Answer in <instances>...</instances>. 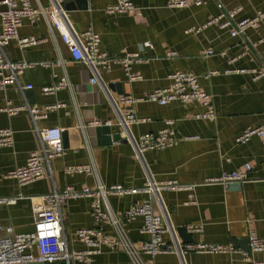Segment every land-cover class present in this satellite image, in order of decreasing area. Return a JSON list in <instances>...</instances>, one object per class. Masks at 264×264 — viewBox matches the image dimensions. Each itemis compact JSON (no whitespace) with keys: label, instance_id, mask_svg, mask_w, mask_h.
I'll return each mask as SVG.
<instances>
[{"label":"crops","instance_id":"crops-1","mask_svg":"<svg viewBox=\"0 0 264 264\" xmlns=\"http://www.w3.org/2000/svg\"><path fill=\"white\" fill-rule=\"evenodd\" d=\"M50 8L49 0H30ZM134 8L124 13L108 14L104 8L115 0H70L74 6L66 10L67 16L77 31L92 28L99 34V48L112 56H120L122 49L139 51L146 59L134 62L130 71L140 79L130 81L120 63H113L109 71L99 69L100 81L91 83L92 73L87 66L74 62L60 36L51 35L44 19L30 24L24 20L18 28L19 36L33 35L41 41L23 50L15 40L6 46L8 57L13 61L35 63L26 68L21 76L23 84L31 89L20 90L8 85L0 90V107L10 102L13 105L28 103L45 106L62 105L49 110L47 117L40 119V127L58 126L66 133L64 154L50 162V174L32 183L19 186L15 179L5 174L25 163L29 153L40 147V140L32 120L26 111L8 115L0 111V128L13 130L11 147H0V199L14 198L11 203L0 202V235L11 227L15 233L31 232L34 229L33 204L38 195L53 190L63 191L67 186L76 190L83 187L95 189L97 182L109 186L121 184L138 187L145 182L146 174L142 161L132 157L131 144L121 135L117 141L102 144L96 137V126L111 121V132L120 133L116 113L106 97L102 85H106L123 110L126 104L119 102L121 95L139 97L147 91L164 87L173 71H192L199 77L202 89L211 95L215 112L214 120L197 119L194 114L203 111L199 103L170 102L159 105L149 101L133 104L135 114L148 120L131 125L133 135L155 133L171 126L180 140L172 147L146 150L142 160L157 181L175 179L192 189L160 192V199L167 213L164 218L177 234V227L201 225L200 232L191 231L194 243H233L239 252L200 253L187 251L183 255L159 253L154 257L141 254L145 264H264V249L247 250L248 231L253 229L264 239V144L257 136L245 143H236L235 137L246 127L264 123V76L254 77L250 69H264V16L255 27L231 35V27L205 25L210 17L238 9L231 24L246 17H253L264 10V0H203L197 5L189 0L186 7L169 8L167 0H131ZM85 3V6L82 3ZM66 2H64L65 6ZM227 19L226 16L222 20ZM149 41L151 47L141 44ZM213 49L214 54L203 57L200 51ZM169 51L176 52L167 57ZM62 61L64 67L60 65ZM48 64H42V63ZM246 69L244 72H236ZM66 73L70 86L51 94L41 88L49 85L52 74ZM209 76L207 77L206 75ZM115 83H119L118 88ZM63 138V136H62ZM250 163L251 177L248 181L223 187L208 184L204 179L231 171ZM95 171L90 174L66 173L65 167L74 164H90ZM142 194L117 195L109 193L107 201L112 212L121 216L131 203L141 202ZM154 208L161 212L155 202ZM63 232L69 250H81L74 232L79 228L100 227L113 235L109 223L95 224L90 213V198L69 197L62 204ZM141 218L126 224L127 236L139 245L147 235L139 232ZM188 230V229H187ZM181 243L183 240L177 234ZM170 240V233L163 234ZM249 245V244H248ZM245 253H250L246 259ZM41 264V263H29ZM44 264H67L64 260ZM85 264H133L121 248L102 246Z\"/></svg>","mask_w":264,"mask_h":264},{"label":"built area","instance_id":"built-area-1","mask_svg":"<svg viewBox=\"0 0 264 264\" xmlns=\"http://www.w3.org/2000/svg\"><path fill=\"white\" fill-rule=\"evenodd\" d=\"M50 8L44 7L40 3L32 5L30 0H0V90L8 85H16L20 90L31 89L32 85L21 82V76L26 68L35 63L28 61H13L8 57L6 46L11 40H15L19 49L38 44L41 39L33 36H19L18 28L24 20L30 24H35L38 20L44 19L48 25L52 36L57 33L62 42L69 50L72 61L80 62L87 66L92 73L91 83L100 81L99 69L109 71L113 63H120L130 81L140 79L139 75L133 74L130 69L134 62H142L146 59L139 51H126L122 49L120 56L109 55L99 48L100 37L92 28L84 31H77L68 19L64 0H49ZM189 0H167L169 8L186 7ZM200 5L203 0H194ZM134 8L131 0H115L107 4L104 8L108 14L124 13ZM239 8L218 16L210 17L205 25L215 24L220 28L231 27L230 34L237 35L244 32L249 27H255L264 16V10L257 11L253 17H246L231 24L232 19ZM226 16L227 19L222 20ZM151 47L149 41L141 44V48ZM211 48L203 49L200 55L203 57L214 54ZM176 52L169 51L167 57H173ZM60 65L64 67L62 61ZM42 64H48L42 63ZM240 69L236 72H244ZM254 77L264 76V69H250ZM207 77L209 76L206 75ZM169 83L160 88H155L145 92L139 97L131 95H121L119 102L126 104V108L121 110L117 101L111 95L108 87L102 85L106 97L113 106L116 117L115 120L120 127V137L128 141L133 149L132 157L142 161L146 178L145 182L138 187H125L121 184L105 186L100 181L95 189L83 187L76 190L72 186H67L63 191L53 190L51 192L38 195V203L33 204L34 229L31 232L15 233L11 227L3 229L0 235V264H29L54 262L64 260L67 264H85L90 262L93 255L100 252L102 246H109L110 249L121 247L133 264H145L141 259V254L154 257L159 253H174L183 255L187 251L200 253H233L240 250L233 243H181L175 233V229L166 222L164 215L167 213L164 204L160 199V192L164 189L180 190L192 189L193 185L181 183L175 179L157 181L153 179L142 160V154L146 150H159L172 147L178 143L180 137L171 126L172 121H166V127L159 129L155 133H142L133 135L131 125L147 121V117H140L135 114L133 104L138 101H149L159 105H166L173 101L180 103H199L203 111L194 114L197 119L214 120L215 112L212 105L211 95L202 89L199 77L192 71H173L168 75ZM69 81L64 71L62 75L52 74V81L49 85L41 88L42 93L51 94L60 88L69 87ZM61 103H54L45 106L30 105L22 103L13 105L6 102L0 107V111L8 115H14L19 111H26L37 131L40 147L29 153L25 163L12 170L5 176L16 180L19 186L32 183L50 174V162L58 156L64 154L63 129L58 126L40 127V119L47 117L49 110L60 107ZM110 125L111 121H105ZM257 136L264 144V123L255 127H246L235 137L236 143H245L250 137ZM13 130L8 127L0 128V147H11L13 145ZM252 167L246 162L242 167L231 171H222L219 175L204 179L208 184H220L228 187L231 183H243L250 179ZM66 173L90 174L95 171V167L90 164H74L65 167ZM109 193L117 195L142 194L144 197L139 203H131L124 209L119 217L115 215L107 201ZM87 196L90 198V213L95 224L109 223L113 228V235H108L100 227H87L76 229L74 235L76 239L85 245L81 250H69L63 232L62 204L69 197ZM14 198H1V203H11ZM157 202L162 209L157 212L154 203ZM141 218L139 232L147 235V239L141 244L135 245L127 236L126 224L135 218ZM188 231L200 232L201 225H190ZM169 232L170 240L163 239V234ZM248 241L250 253L264 249V239L250 229L248 231ZM245 253L246 259L249 254ZM248 254V255H247Z\"/></svg>","mask_w":264,"mask_h":264},{"label":"water","instance_id":"water-1","mask_svg":"<svg viewBox=\"0 0 264 264\" xmlns=\"http://www.w3.org/2000/svg\"><path fill=\"white\" fill-rule=\"evenodd\" d=\"M64 2H66L64 8L67 10L69 9L68 5L69 4L71 7H73L74 5L72 3H67L70 2V0H64ZM83 5H79L80 6H85V3H82ZM81 8V7H80ZM115 85L119 88L120 84L119 83H115ZM96 131V137L99 140V142H101L102 144H109L112 141H117L120 139V133H112L111 132V126L104 124V125H99L96 126L95 128ZM63 136V140L64 142H66V133H62ZM125 140V139H123ZM232 184H239V183H231ZM177 234L179 235V237H181V239L183 240V243H193L194 242V238L192 236V233L190 231L187 230V227H177ZM249 241L247 243V250L250 252V246L248 245Z\"/></svg>","mask_w":264,"mask_h":264}]
</instances>
